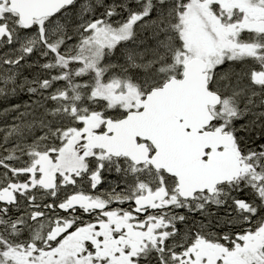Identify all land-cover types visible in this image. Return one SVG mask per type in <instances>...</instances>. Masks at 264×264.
I'll return each mask as SVG.
<instances>
[{
  "label": "snow or ice",
  "instance_id": "obj_1",
  "mask_svg": "<svg viewBox=\"0 0 264 264\" xmlns=\"http://www.w3.org/2000/svg\"><path fill=\"white\" fill-rule=\"evenodd\" d=\"M0 264H264V0H0Z\"/></svg>",
  "mask_w": 264,
  "mask_h": 264
}]
</instances>
